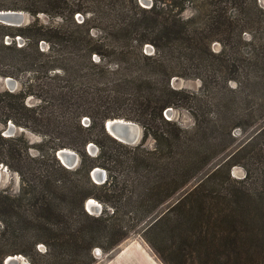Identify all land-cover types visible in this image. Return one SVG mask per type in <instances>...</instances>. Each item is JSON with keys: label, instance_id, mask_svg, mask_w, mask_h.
Masks as SVG:
<instances>
[{"label": "trees", "instance_id": "1", "mask_svg": "<svg viewBox=\"0 0 264 264\" xmlns=\"http://www.w3.org/2000/svg\"><path fill=\"white\" fill-rule=\"evenodd\" d=\"M140 1L0 0V10L62 19L0 22V78L33 72L38 81L0 93V163L20 176L19 192L0 189V239L14 237L22 247L9 253L29 254L32 264H93L94 248H116L134 218L150 220L144 236L165 264H264V178L249 187L231 175L250 143L234 149V130L256 122L251 105L264 90V8L258 0ZM174 77L200 78L202 93L175 88ZM29 95L40 103L29 105ZM185 105L192 130L165 114ZM112 118L139 123L143 141L112 137ZM11 122L42 136L38 155L23 134L3 135ZM89 142L99 146L95 157ZM62 148L79 153L77 168L57 158ZM213 150L226 157L204 172ZM95 167L107 171L103 183L92 178ZM91 198L104 204L98 215L86 209Z\"/></svg>", "mask_w": 264, "mask_h": 264}, {"label": "rangeland", "instance_id": "2", "mask_svg": "<svg viewBox=\"0 0 264 264\" xmlns=\"http://www.w3.org/2000/svg\"><path fill=\"white\" fill-rule=\"evenodd\" d=\"M140 2H141L142 6L150 7V5H147L145 1H140ZM150 3H152V2H150ZM258 3L261 7L264 8V0H258ZM198 4H199V1L188 2L187 5H189V8L186 12V15L192 14L191 8L193 6L198 5ZM24 12L26 13L27 20L22 26H26L36 19L38 20V22L40 24H55L57 22L62 21V19L59 17H52V16L46 15L44 13H40L37 16H33L26 11H24ZM74 18H75L76 23H81L85 19L84 16H82L80 13H77ZM64 24L66 27H74L70 18H66V21L64 22ZM94 28H95L94 32H96V29H98V27H94ZM5 41H6V43H10L12 41V39L6 37ZM17 41H18L19 45L24 44V40L21 38L18 39V37H17ZM48 45L49 44L47 42L42 41V49L43 50H47L49 47ZM146 46H147L145 48L146 52L149 54H153L155 51L154 47L151 44H147ZM212 47L215 51H219L221 48L219 43H217V42L213 43ZM96 60L97 61L99 60L98 56L96 57ZM193 72H194V70L191 71V73H193ZM60 74H62V73H60ZM34 75H37V74H33V72L20 74V76H18V78H15L17 80V86L14 89L8 87L5 84L4 85L2 84V81L6 77L0 78V93L3 91H6V90H9L12 92H18L23 88V86L26 87V85H28L29 83H33V84L38 83V81H35V79L33 78ZM172 84L177 89H183V90H186V91L192 92V93L193 92L194 93H202V91L200 90L202 87V81L198 77H192V78L174 77L172 80ZM232 85L235 86V83H232ZM261 88L264 89L263 86H261ZM206 93L210 94V92H206ZM258 95L260 96V97L258 96L259 97V99H257L258 102L256 104L252 103V105H251L252 107L255 108V110L252 113L253 114L252 116L254 118H256V122H253V120H251V123L245 124L244 128H236L234 130V137L236 138V143H235L234 149H237V148L239 149V148L245 146L248 142H250V143L247 144L245 146V148L242 150L241 156L237 159L240 162L237 165H234L232 167L231 175H232V177H234L238 180L244 181V184H246L249 187H256L257 183H258V185H260V183H261L260 180L264 178V111H263L264 105L261 106L260 110L257 109V107L260 106L259 105L261 103L260 101H264V99H263L264 90H259ZM26 101L31 106L40 103V100L34 95H29L27 97ZM190 109L191 108L189 105L181 106L178 108H173V111H171V113H167L168 116L166 115V117L169 119L177 121L183 128L188 129V130H192V128L194 127L195 121H194V118H193V115H192ZM121 111H123V113H125V114L129 113L123 109ZM82 124L87 126L89 124V118L84 117L82 120ZM17 128H18V130L16 131V133L13 136L23 134L24 138L27 141L28 146H30L28 153L32 156L38 155L39 151L36 149L35 145L39 144L42 141V136H40L39 134L34 133V132L30 131L29 129L24 128V127H18L17 126ZM21 128H22V130H21ZM7 129L3 132V135H5L6 137H10L9 134L6 133ZM143 131H142V135L140 137V140L138 141L137 144H139L143 141V136H144ZM257 133H259V134L257 135ZM91 144H93V146H90ZM154 144H155V140L152 137H149L145 143V145L149 149H152ZM126 145L127 146H135V145H128V144H126ZM68 149L75 151V149H72V148H68ZM85 150L91 157L97 156L100 152L99 146L93 142H89ZM58 151L56 152L57 158H59L58 154H57ZM216 151H217V149H216ZM75 152L79 156V162H78L77 166L74 167L73 169L77 168L80 164V161H81V156L79 155V153L77 151H75ZM212 153H214L213 154L214 156L212 157L211 162L204 168V172L212 170L214 167H216L218 164H220L226 157V155L222 154L221 152L217 153V152H215V150H213ZM215 153H217V154H215ZM63 165H64V163H63ZM100 168H102V167H100ZM102 169H104V168H102ZM106 174L108 177L107 171H106ZM198 175L201 176V172L198 173ZM91 176H92V174H91ZM224 177H225V171H223L221 173L220 179H223ZM224 182H222V183H224ZM98 184H100V183H98ZM5 187L10 188V190L12 189L13 193L19 192V190H20V176L17 173H10V176L6 178L4 185L2 186V188H5ZM93 199H95V198H93ZM95 200L98 203H100L102 205V207L104 208L103 203H101L97 199H95ZM95 215H97V214H95ZM149 222H150V220H144L141 222H137L134 218L128 219L127 222L125 223V226L129 231L128 237H126L116 248H114L113 250H110V251H105V250L99 248V253L96 254L95 253L96 248H94L92 253L95 257V262L93 264H109L113 260L115 255L121 249H123L125 246H127L130 243H132V244L136 243V244L144 246L146 249H148V251L153 255V257L158 262H160L161 264H165L162 261V259L160 258V256L156 253V251L151 247V245L148 243V241L146 240V238L144 236V231H145L147 225L149 224ZM0 228H2L1 225H0ZM33 234H34L33 232H32V234H29L30 236L28 238H31ZM14 240H15L14 237H11L7 241L0 239V257H1V255L3 257L5 255V253L7 254L4 256V263H5V260L8 256H15V255H17V256L21 255L20 256L21 258H19V259H20L22 264L34 263L33 259L31 258V256H29V254L24 255V254H10L9 253L11 250H13L17 247H22L21 244L15 243ZM45 248L46 247L43 245V243H39L37 245V249L41 250L42 252H45ZM29 253L31 254L32 252H29Z\"/></svg>", "mask_w": 264, "mask_h": 264}, {"label": "water", "instance_id": "3", "mask_svg": "<svg viewBox=\"0 0 264 264\" xmlns=\"http://www.w3.org/2000/svg\"><path fill=\"white\" fill-rule=\"evenodd\" d=\"M141 1H145L147 5L150 6L152 5V3H150L151 0H141ZM26 20H27V16L24 11L0 10V22L4 24L12 25V26H22L26 22ZM2 84L3 85L5 84L8 87L14 89L17 86V80L13 77H6L2 81ZM171 111H173V108L167 109L166 115L167 113H171ZM105 127L106 130L109 132V134H111L114 138L128 145H137L143 131V127L139 123L131 120H127L125 118L108 119L105 122ZM17 130H18L17 126L14 125L13 123H10L6 133H8L9 136H13ZM90 146H93V144H91ZM57 154L59 159L69 169H73L74 167H76L79 162L78 154L71 149L62 148L58 151ZM91 174L96 183H103L107 178L106 171L100 167H95L92 170ZM9 176H10L9 168L5 164L0 163V189L4 185L6 178ZM91 199H89L86 203L87 211L90 212L91 214H97V215L100 214L103 210L102 205L97 201L95 202L91 201ZM95 253L96 254L99 253V248L95 249ZM20 256L17 255L8 256L5 260V264H22L19 259L21 258Z\"/></svg>", "mask_w": 264, "mask_h": 264}, {"label": "crops", "instance_id": "4", "mask_svg": "<svg viewBox=\"0 0 264 264\" xmlns=\"http://www.w3.org/2000/svg\"><path fill=\"white\" fill-rule=\"evenodd\" d=\"M109 264H161L144 246L128 244L121 249Z\"/></svg>", "mask_w": 264, "mask_h": 264}, {"label": "bare ground", "instance_id": "5", "mask_svg": "<svg viewBox=\"0 0 264 264\" xmlns=\"http://www.w3.org/2000/svg\"><path fill=\"white\" fill-rule=\"evenodd\" d=\"M91 201L95 202L96 200L95 199H91Z\"/></svg>", "mask_w": 264, "mask_h": 264}]
</instances>
